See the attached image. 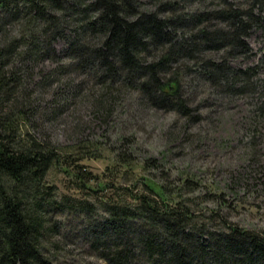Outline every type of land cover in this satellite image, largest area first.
<instances>
[{
  "label": "trees",
  "instance_id": "1",
  "mask_svg": "<svg viewBox=\"0 0 264 264\" xmlns=\"http://www.w3.org/2000/svg\"><path fill=\"white\" fill-rule=\"evenodd\" d=\"M153 1L154 10L141 0H0V264H58L52 250L60 247L50 236L70 217L79 228L67 239L107 264H264L263 233L225 219L214 229L197 222L198 204L226 203L220 193L208 192L203 201L188 195L200 188L191 178L177 186L145 175L131 186L99 182L100 190L114 192L100 205L59 194L46 181L52 166L70 172L77 165L66 148L80 158L98 157L85 144L58 146L45 132L32 131L40 127L34 92L62 72L83 75L75 87L98 114L111 112L114 94L130 91L194 120L198 107L185 97L189 76L222 93H253L260 86L259 64L235 68L230 59L249 54L246 38L264 26V0ZM66 31V62L33 82L30 64L55 57L52 43ZM258 107L264 113V94ZM115 160L136 166L122 152ZM140 164L161 167L154 158ZM71 174L79 189L91 188L79 171Z\"/></svg>",
  "mask_w": 264,
  "mask_h": 264
},
{
  "label": "rangeland",
  "instance_id": "2",
  "mask_svg": "<svg viewBox=\"0 0 264 264\" xmlns=\"http://www.w3.org/2000/svg\"><path fill=\"white\" fill-rule=\"evenodd\" d=\"M141 1L146 10L156 7L153 0ZM66 33L52 43L57 59L44 56L30 64L28 71L33 82L66 62V37L70 32ZM246 40L249 54L232 57L230 63L235 68L261 66L259 78L263 80L257 91L222 93L202 78L189 76L192 80L186 84L185 97L198 107L193 112L198 115L194 120L151 106L130 91L112 96L116 102L111 112L95 113L88 98L83 96L87 93L75 87L83 75L60 73L49 88L38 89L33 94L40 107L37 120L40 127L32 131L36 135H39L37 131L45 132L58 146L85 144L98 157L80 158L81 152L66 148L77 165L73 164L70 172L52 166L46 181L55 185L59 194L100 205V201L114 196V192L109 186L100 190L96 187L99 182L111 185L118 181L120 185L131 186L132 181L145 175L177 186L179 179L188 177L200 185L188 194L199 197L198 201H203L208 192L220 193L225 198V206L214 200L198 204L196 210L201 213L196 219L198 223L214 229L225 219L264 234V113L258 107L264 94V26L253 29ZM109 102L105 100L104 104ZM121 152L135 160L133 169L117 164L115 157ZM153 158L160 168H143L140 164ZM72 170L79 171L91 188L79 189ZM124 172H131L135 179L122 178ZM72 218L67 226H62L61 233L52 232L50 236V241L60 247L52 250L57 252L58 264H107L79 241L67 239V235H74L79 228Z\"/></svg>",
  "mask_w": 264,
  "mask_h": 264
}]
</instances>
